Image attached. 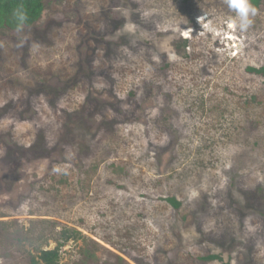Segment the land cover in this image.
<instances>
[{"label": "rangeland", "instance_id": "374dc122", "mask_svg": "<svg viewBox=\"0 0 264 264\" xmlns=\"http://www.w3.org/2000/svg\"><path fill=\"white\" fill-rule=\"evenodd\" d=\"M255 7L241 32L225 0H46L0 31V264L65 227L58 264H264Z\"/></svg>", "mask_w": 264, "mask_h": 264}, {"label": "trees", "instance_id": "16d2710c", "mask_svg": "<svg viewBox=\"0 0 264 264\" xmlns=\"http://www.w3.org/2000/svg\"><path fill=\"white\" fill-rule=\"evenodd\" d=\"M253 5H258L260 0H251ZM46 0H0V31L19 30L33 25L41 17L45 9ZM24 14L26 19L20 20ZM247 71L260 74L264 77V65L260 67L248 66ZM168 202L177 210L181 202L175 197H169ZM81 232L76 228H63L57 244L51 249H40L38 255L31 256V264H58L61 258V248L70 239H79ZM219 258L217 255H207L202 259L210 261Z\"/></svg>", "mask_w": 264, "mask_h": 264}, {"label": "clouds", "instance_id": "9594fccd", "mask_svg": "<svg viewBox=\"0 0 264 264\" xmlns=\"http://www.w3.org/2000/svg\"><path fill=\"white\" fill-rule=\"evenodd\" d=\"M227 7L236 14V24L241 32H245L253 23V17L257 15L258 9L252 4L251 0H225ZM20 20H25L26 17L22 14ZM53 171L60 172V168H54ZM67 174V170H64Z\"/></svg>", "mask_w": 264, "mask_h": 264}, {"label": "flooded vegetation", "instance_id": "af4514ba", "mask_svg": "<svg viewBox=\"0 0 264 264\" xmlns=\"http://www.w3.org/2000/svg\"><path fill=\"white\" fill-rule=\"evenodd\" d=\"M32 162H33V161H32ZM33 163H34V162H33ZM33 163H31L30 165H33ZM34 165H35V164H34ZM34 165H33V166H34ZM30 167H31V166H29L27 172L24 173V176H22V177L19 176L18 180H19V179H21V180H20V181L17 180L18 183H16V184H22V183H24V182H31V181H33L34 177L32 176L31 171H33L34 169H33V168H30ZM23 168H24V167L20 168V172H21L20 174H23V170H22ZM38 169H39V168H38ZM38 169H37V170H38ZM37 170H36V171H37ZM38 171H39V170H38ZM20 174H19V175H20ZM16 186H17V185H16ZM70 240H74V239H70ZM70 240H69V241H70ZM69 241H68V242H69Z\"/></svg>", "mask_w": 264, "mask_h": 264}]
</instances>
